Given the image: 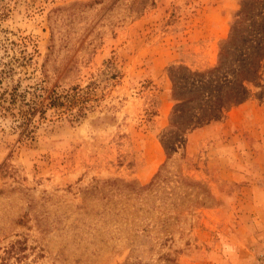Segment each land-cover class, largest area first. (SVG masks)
<instances>
[{"label":"rangeland","instance_id":"374dc122","mask_svg":"<svg viewBox=\"0 0 264 264\" xmlns=\"http://www.w3.org/2000/svg\"><path fill=\"white\" fill-rule=\"evenodd\" d=\"M242 10L245 99L177 100ZM0 71L81 95L0 120V264H264V0H0Z\"/></svg>","mask_w":264,"mask_h":264},{"label":"trees","instance_id":"16d2710c","mask_svg":"<svg viewBox=\"0 0 264 264\" xmlns=\"http://www.w3.org/2000/svg\"><path fill=\"white\" fill-rule=\"evenodd\" d=\"M247 16L246 10H242L235 16L228 38L221 43L219 61L214 69L201 74H190L187 81L190 82L191 87L187 92H184L183 78L174 80V96L177 100L187 99L191 103L197 99L202 101V98L207 97L208 102L213 104L215 109L218 106L226 108L245 99L247 91L245 85L254 82L255 75L258 72L251 64H247L248 60L255 55L252 45L253 39H249L245 33L244 20ZM176 69H171V72ZM250 73L254 76L253 81H251L252 76L249 77V80L247 79ZM7 75V72L0 71V120L3 122L6 120L13 121L22 138L32 136L38 123L46 119L49 110L56 109L60 112H63V109L71 110L78 104L81 96L80 94L65 96L56 89L51 91L42 90V94L36 96L30 102L25 100V96L19 93L17 85L6 84ZM190 78H192V82ZM199 88H201V91H197ZM203 89L209 91L208 96L205 95ZM176 111L175 108L172 113L174 116ZM177 126L176 123H173L171 129L176 130ZM173 139V136L169 139L163 136L162 143L165 145V149L168 150L167 145ZM15 247H11L8 252H13Z\"/></svg>","mask_w":264,"mask_h":264},{"label":"crops","instance_id":"0c3cea01","mask_svg":"<svg viewBox=\"0 0 264 264\" xmlns=\"http://www.w3.org/2000/svg\"><path fill=\"white\" fill-rule=\"evenodd\" d=\"M251 253V252H250ZM250 253H249V255H250ZM247 255H248V253H247ZM250 258L252 259V261L254 260V257H253V255H252V253H251V255H250Z\"/></svg>","mask_w":264,"mask_h":264}]
</instances>
